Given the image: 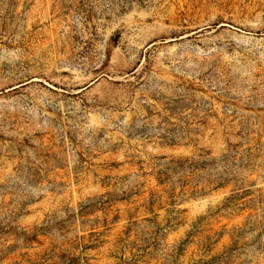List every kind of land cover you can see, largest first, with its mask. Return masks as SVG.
<instances>
[{
    "label": "rangeland",
    "instance_id": "1",
    "mask_svg": "<svg viewBox=\"0 0 264 264\" xmlns=\"http://www.w3.org/2000/svg\"><path fill=\"white\" fill-rule=\"evenodd\" d=\"M0 264H264V0H0Z\"/></svg>",
    "mask_w": 264,
    "mask_h": 264
}]
</instances>
